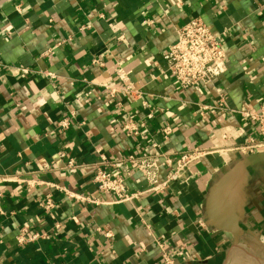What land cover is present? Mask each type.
<instances>
[{
	"label": "crops",
	"instance_id": "crops-1",
	"mask_svg": "<svg viewBox=\"0 0 264 264\" xmlns=\"http://www.w3.org/2000/svg\"><path fill=\"white\" fill-rule=\"evenodd\" d=\"M177 1L0 0V264H164L158 240L174 264H264V149L236 150L264 138L243 115L264 109V0ZM196 17L222 43L225 70L185 89L164 55ZM121 70L133 93L116 101L107 87L126 86ZM195 148L211 153L161 194L117 203L93 181L100 153ZM236 167L215 205L235 218L232 233L208 224L207 201ZM116 170L131 192L149 189L129 165ZM48 195L52 213L39 207ZM25 226L47 235L19 244Z\"/></svg>",
	"mask_w": 264,
	"mask_h": 264
},
{
	"label": "built area",
	"instance_id": "built-area-1",
	"mask_svg": "<svg viewBox=\"0 0 264 264\" xmlns=\"http://www.w3.org/2000/svg\"><path fill=\"white\" fill-rule=\"evenodd\" d=\"M181 3V0L177 1V5H181ZM164 58L168 65V73L175 77L181 87L187 89L200 84H210L219 77L225 70L224 60L226 58V51L207 23L201 17H196L177 29V39L170 45ZM16 69L22 71L24 74L29 73L25 69ZM118 76L124 83H127L123 70L118 72ZM107 90L111 98L116 101L118 94L122 91L133 93V88L130 83H127L123 87L114 88L108 86ZM243 115L257 122L260 125L262 135H264V109L259 113L245 111ZM148 117L152 118L153 114H149ZM70 124L69 117H66L58 125L62 129H67ZM128 130L133 134L138 133L137 128L128 127ZM164 133L165 138L168 139L173 133L172 127L167 125L164 128ZM260 149H264V138L258 139L251 137L247 143L236 147V150L243 155H248ZM209 153H211L210 150L198 148L178 154L159 151L154 154H130L119 161H110L103 153H100L101 160L95 164L96 170L93 181L99 191L114 195L117 203L133 202L146 193H164L173 181L180 179L184 172L190 171L192 166L199 163ZM126 164L129 165L128 175L133 172H139L143 175L149 184L147 191L131 192L129 190L128 177L122 173H118L116 170L119 165ZM162 166L172 168V172L164 179L160 177ZM68 167L70 169H77L80 165L74 159H70ZM7 180H10L7 175H0V183ZM68 194L72 196L70 192ZM39 207L48 213H52L56 208V202L52 195H48L40 201ZM0 213H2L1 209ZM61 227V224H56L55 230L59 231ZM30 232L28 226L21 229L18 235L19 244H25L47 235V233H35L34 235L27 236ZM106 236L111 237L112 234L107 232ZM157 245L162 250L163 263L174 264V259L167 251V243L164 240H158Z\"/></svg>",
	"mask_w": 264,
	"mask_h": 264
},
{
	"label": "water",
	"instance_id": "water-1",
	"mask_svg": "<svg viewBox=\"0 0 264 264\" xmlns=\"http://www.w3.org/2000/svg\"><path fill=\"white\" fill-rule=\"evenodd\" d=\"M239 165H243V162ZM238 167L231 170L227 175H225L219 182L214 184L212 187L208 201H207V217H208V224L212 225L220 230L228 231L232 233H236L239 231V227L235 221V218L228 214L226 216L222 214H218L215 212V205L217 204L219 198L222 195V192L224 191V186L226 182L235 175V172L237 171Z\"/></svg>",
	"mask_w": 264,
	"mask_h": 264
}]
</instances>
